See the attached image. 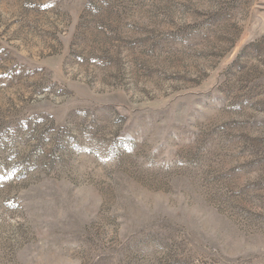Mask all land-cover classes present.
Wrapping results in <instances>:
<instances>
[{
  "label": "rangeland",
  "instance_id": "374dc122",
  "mask_svg": "<svg viewBox=\"0 0 264 264\" xmlns=\"http://www.w3.org/2000/svg\"><path fill=\"white\" fill-rule=\"evenodd\" d=\"M0 264H264V0H0Z\"/></svg>",
  "mask_w": 264,
  "mask_h": 264
}]
</instances>
